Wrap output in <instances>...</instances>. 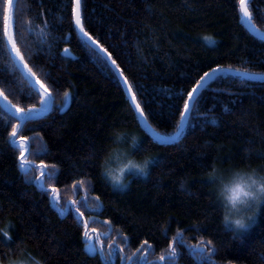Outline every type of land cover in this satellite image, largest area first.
<instances>
[{
  "label": "trees",
  "instance_id": "obj_1",
  "mask_svg": "<svg viewBox=\"0 0 264 264\" xmlns=\"http://www.w3.org/2000/svg\"><path fill=\"white\" fill-rule=\"evenodd\" d=\"M239 2L81 0L82 25L116 62L148 124L171 135L204 73L264 74V40L242 25ZM6 3L0 0V30ZM13 7L17 47L53 102L14 138L29 143L27 174L19 161L26 144L10 143L19 122L0 106V263L23 248L43 264H169L160 257L172 250L175 264H208L191 254L199 248L211 264H264V205L248 230H234L222 223L206 178L213 165L264 171V81L219 76L200 92L180 139L158 144L140 128L113 70L77 36L73 0H15ZM249 11L264 31V0ZM5 45L3 38L0 91L15 108L40 107L26 96L31 85L21 83ZM116 128L137 135L133 154L150 159L147 178L131 177L122 190L100 168ZM89 245L97 250L90 254Z\"/></svg>",
  "mask_w": 264,
  "mask_h": 264
},
{
  "label": "clouds",
  "instance_id": "obj_2",
  "mask_svg": "<svg viewBox=\"0 0 264 264\" xmlns=\"http://www.w3.org/2000/svg\"><path fill=\"white\" fill-rule=\"evenodd\" d=\"M112 143L100 161L102 174L112 185L124 186L129 173L147 178L150 169L148 157L138 158L133 150L139 143L134 133L113 129ZM212 185L215 200L221 206L222 223L243 231L264 205V171L257 167L243 166L229 169L215 165L206 173ZM6 264H43L42 260L20 248Z\"/></svg>",
  "mask_w": 264,
  "mask_h": 264
},
{
  "label": "snow or ice",
  "instance_id": "obj_3",
  "mask_svg": "<svg viewBox=\"0 0 264 264\" xmlns=\"http://www.w3.org/2000/svg\"><path fill=\"white\" fill-rule=\"evenodd\" d=\"M253 2V0H240V12L242 13V16L245 20L246 23H248V25L250 27H254L251 24V20H252V15L249 11V5ZM80 7H81V0H76V9H75V23L77 28L79 29V31L85 36L87 37L88 41L91 42L92 45H94V49L98 50L99 54H103L102 57L106 58V62H108V60L111 59L110 54H108L106 52L105 49H103L97 42L96 40H94L91 36L88 35V33L84 30V27L81 23V17H80ZM7 10L9 15L7 17H5V22H6V26L0 30V42L3 41V38L5 37V35H7V45H5V47H8L11 49V51L14 53L15 59H12V67L15 71H18L22 77L21 83H27L28 85H31L30 88L27 89L26 92V96L28 98H39L40 99V107L39 108H31L28 109L27 111H25L23 108L20 107H16L15 112L19 113V117L25 118V122L33 120L34 117L32 114H43L48 112L52 105L49 103L50 98H51V92L49 90V87L43 83L39 78H37L36 73L33 71L32 67L29 66V63L25 61V56L21 53L20 48L17 47V40H16V35L17 33L14 30V23H13V0H7ZM13 29L12 31H9V29ZM43 31V30H42ZM205 41L208 44H212L214 43L211 39V37H205L204 38ZM68 52V49H65V53ZM93 56H95L98 60H100V56L97 55V53L95 51L91 52ZM11 59V57H10ZM18 61V62H17ZM111 63L114 65L116 62L114 60L111 61ZM26 70V71H25ZM231 74L233 76H247L249 78L254 79L255 77L250 76L248 73H241V72H231L229 73L228 71H224L222 69L216 68L213 69L211 72H206L204 73V76L201 77V81L199 83H197L196 87H194L192 89V92L188 94V102L185 103L184 105V114L181 115L180 117V123L177 124V128L179 129V131H177L175 136H167V137H163V136H159L153 129H151L150 127H147L146 125V121H145V130L147 133H149L152 138L158 143V144H171V143H175L179 137L182 134L183 131V125H185V123H187L189 117H191L194 112L198 111L197 105H198V98L200 94L199 90L202 88V85L204 84V82L206 80H209L211 77L215 75L219 76V74ZM122 75V73L120 74ZM119 80V76L116 77ZM123 84H127V80H124L122 82ZM39 85V88L36 87V85ZM41 89L43 90L41 92ZM128 91L131 92V86L128 87ZM195 94V95H194ZM65 101L69 100V95L66 92L65 94ZM0 96H4V93L2 91H0ZM4 99L7 100V96H4ZM132 101L134 102L136 100L135 95H133L131 97ZM136 109L139 110L140 109V105L138 103H136L135 105ZM140 117L144 116L143 111L141 110L139 112ZM209 123H211L212 125H217L218 121L213 119L211 120ZM13 137H15L17 135V133L14 131L12 133ZM12 145L16 144V141L13 139L10 142ZM21 170L27 174L29 171H31V166L27 164V161L21 157V165H20ZM41 175H45V173H41ZM48 179H52V177L50 175L47 176ZM81 184L84 183L83 180L80 181ZM114 188H124V186H117V185H113ZM53 191H55V189H53ZM79 191V189H77V192ZM54 200H56L58 202V197H54ZM82 203V202H81ZM83 204L86 206L87 202L83 201ZM61 215H63L65 212L69 211L68 208H63V209H59ZM77 211H79V209H77ZM78 222H79V218H78ZM86 226V225H85ZM6 235V233L0 234V245L4 244V236ZM86 238L87 239H91V237L87 236L86 233ZM178 243V242H177ZM179 244H183V240L180 241ZM97 249L95 248L94 245H89L88 246V251L89 253H94ZM191 254L193 255H197L199 256L203 261H208V264H211L210 260L207 259V253L203 250V249H193L191 251ZM211 255H215V252L213 251L211 253ZM177 258V253L175 252V250H172L171 255L168 257H164L161 256L160 259L161 260H165L167 259L169 261V264H175V259Z\"/></svg>",
  "mask_w": 264,
  "mask_h": 264
},
{
  "label": "water",
  "instance_id": "obj_4",
  "mask_svg": "<svg viewBox=\"0 0 264 264\" xmlns=\"http://www.w3.org/2000/svg\"><path fill=\"white\" fill-rule=\"evenodd\" d=\"M14 3H15V0H13V5H14ZM238 8L240 9V2H239V4H238ZM13 9H14V7H13ZM75 9H76V0H73V10H72V16H73V26L75 27V30H76V33H77V36L82 40V41H84L90 48H92L94 51H96L97 53H98V50H95L94 49V45H92L91 44V42L90 41H88V39H87V37H85L80 31H79V29L77 28V26H76V23H75ZM9 15V13H8V10H7V3H6V11H5V17H7ZM5 17H4V19H5ZM80 17H81V23H82V15H81V7H80ZM240 20H241V23H242V25L244 26V28L246 29V30H248V32L249 33H251L252 35H254L256 38H258V39H260V40H264V31H260V30H258L256 27H255V25L253 24V21L251 20V24L254 26V27H250L249 25H248V23H246L245 22V20H244V18H243V16H242V13L240 12ZM6 26V22L4 23V27ZM85 30V29H84ZM9 31H12V29L10 28L9 29ZM4 39H5V41H6V45H7V35H5V37H4ZM95 40V39H94ZM97 42V41H96ZM98 43V42H97ZM99 44V43H98ZM104 49V48H103ZM7 50H8V52H10V55H11V57H12V59L14 60L15 59V56H14V53L11 51V49L10 48H8L7 47ZM107 52V51H106ZM99 54V53H98ZM63 55H68V56H72V54L68 51L67 53H65V51H63ZM101 57H102V55L103 54H99ZM102 59H104L105 61H106V58H103L102 57ZM113 59H110V60H108V62H107V64H108V66L110 67V69L111 70H113V72H114V74H115V76L117 77V76H119V80L117 79V81H119L120 82V84H121V87H122V89H123V91L125 92V95H126V99L128 100V102L130 103V105H131V107H132V109H133V111H134V113L136 114V117H137V121H138V124L140 125V128L142 129V131H144L147 135H149L150 137H151V139L154 141V139L152 138V136L149 134V133H147L146 132V130H145V121H146V125H147V127H150L151 129H153L152 127H151V125L150 124H148V122H147V120H146V118H145V115L143 116V117H140V115H139V112L141 111V108L139 109V110H137L136 109V107H135V105H136V103H138V102H136V100L133 102L132 101V99H131V97L134 95V93H133V91L131 90V92H129L128 91V87H129V84L127 83V84H123L122 82L124 81V80H126L125 78H124V76H123V74L122 75H120L122 72H121V70L119 69V68H117V66H116V64H112L111 63V61H112ZM18 62V61H17ZM219 69H222V70H224V71H228L229 73H231V72H237V70H235V69H232V68H219ZM26 71V70H25ZM212 71V70H211ZM211 71H208V72H211ZM238 72H241V73H247V72H244V71H238ZM249 74V73H248ZM250 76H252V77H255L254 79H252V78H249V77H247V76H233V75H231V74H229V75H227L226 73L225 74H219V76H233V77H239V78H243V79H246V80H250V81H259V82H263L264 81V74L263 75H257V74H249ZM204 76V75H203ZM219 76H217V75H215L214 74V76L213 77H211L209 80H206L205 82H204V84L202 85V88L199 90V92H201V91H203L204 89H205V87L208 85V83H210L211 81H213V80H215V79H217ZM201 81V79L199 80V82ZM128 82V81H127ZM198 82V83H199ZM36 87L37 88H39V85L37 84L36 85ZM196 87V86H195ZM43 90L41 89V92H42ZM192 92V91H191ZM195 95V94H194ZM198 95H199V93H198ZM187 101H186V103L188 102V97H187V99H186ZM52 102H53V97H51L50 98V101H49V103L52 105ZM0 106H1V108H3L7 113H9L11 116H13L14 118H16L17 120H18V122H19V124H18V126L15 128V132L17 133V135H18V133L20 132V128H21V126L23 125V123H24V121H25V118H22V117H19V113H16L15 112V107H13L11 104H10V102L9 101H7V100H5L4 99V97L3 96H0ZM39 106H41V105H39ZM39 108V107H38ZM52 108V107H51ZM31 109V108H30ZM51 110V109H50ZM49 110V111H50ZM183 113L182 114H184V108H183ZM33 115V117L34 118H37V117H40L42 114H32ZM179 123H180V120H179ZM186 126H187V123H185V125H183V131H182V133L184 132V130H185V128H186ZM154 130V129H153ZM155 131V130H154ZM177 131H179V129L177 128L176 129V132L175 133H173V134H171V135H162V134H159L158 132H156L159 136H163V137H167V136H175L176 135V133H177ZM16 135V136H17ZM183 134H181V136H182ZM15 136V137H16ZM180 136V137H181ZM15 137H13V135L11 136V141L15 138ZM180 137H179V139H180ZM178 139V140H179ZM19 141H21V142H24L25 144H26V147H25V149L22 151V154H21V156H20V158H19V161H20V163H21V157H24L26 154H27V152H28V148H29V143H28V141H26V140H23V139H21V140H19ZM19 141H17L16 140V144H18V143H20ZM177 142V141H176ZM175 142V143H176ZM171 144H173V143H171ZM163 145H166V144H163ZM44 170H45V168L42 170V172L44 173ZM41 172V173H42ZM51 201H52V198H51ZM53 202V201H52ZM87 252H89L88 251V248H87Z\"/></svg>",
  "mask_w": 264,
  "mask_h": 264
},
{
  "label": "rangeland",
  "instance_id": "obj_5",
  "mask_svg": "<svg viewBox=\"0 0 264 264\" xmlns=\"http://www.w3.org/2000/svg\"><path fill=\"white\" fill-rule=\"evenodd\" d=\"M134 176H139V175H137V174H132V173H129L128 174V177H127V180H126V185H127V183H128V179L129 178H131V177H134ZM112 185V184H111ZM116 189H118V190H122L123 188H119V187H117ZM254 218H255V216H254ZM254 218L251 220V221H249V223H248V226L246 227V229L245 230H247V228L248 227H250V225L252 224V223H254ZM229 226H231V225H229ZM232 227V226H231ZM234 229V228H233ZM235 230V229H234ZM245 230H243V231H245ZM0 264H2V263H0ZM4 264H6V263H4Z\"/></svg>",
  "mask_w": 264,
  "mask_h": 264
},
{
  "label": "bare ground",
  "instance_id": "obj_6",
  "mask_svg": "<svg viewBox=\"0 0 264 264\" xmlns=\"http://www.w3.org/2000/svg\"><path fill=\"white\" fill-rule=\"evenodd\" d=\"M173 134V133H172ZM248 230V229H247Z\"/></svg>",
  "mask_w": 264,
  "mask_h": 264
}]
</instances>
